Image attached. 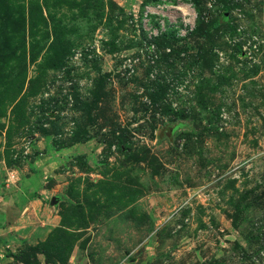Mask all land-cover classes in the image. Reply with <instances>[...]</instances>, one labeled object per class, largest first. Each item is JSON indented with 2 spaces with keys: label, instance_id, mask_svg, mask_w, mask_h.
Returning <instances> with one entry per match:
<instances>
[{
  "label": "rangeland",
  "instance_id": "obj_1",
  "mask_svg": "<svg viewBox=\"0 0 264 264\" xmlns=\"http://www.w3.org/2000/svg\"><path fill=\"white\" fill-rule=\"evenodd\" d=\"M146 1L0 0V196L58 219L0 264H264V0H195L161 42Z\"/></svg>",
  "mask_w": 264,
  "mask_h": 264
},
{
  "label": "crops",
  "instance_id": "obj_2",
  "mask_svg": "<svg viewBox=\"0 0 264 264\" xmlns=\"http://www.w3.org/2000/svg\"><path fill=\"white\" fill-rule=\"evenodd\" d=\"M17 190L12 198L0 196V240L13 237L18 243L37 244L57 226V216L44 198L30 199L28 182L19 184Z\"/></svg>",
  "mask_w": 264,
  "mask_h": 264
},
{
  "label": "built area",
  "instance_id": "obj_3",
  "mask_svg": "<svg viewBox=\"0 0 264 264\" xmlns=\"http://www.w3.org/2000/svg\"><path fill=\"white\" fill-rule=\"evenodd\" d=\"M185 3L177 4V10L181 12L183 18H188L187 20L184 19L183 28L184 30L176 28L173 25L167 24L166 19L160 17L161 12L166 8H168V4L175 3L176 0H159V2L152 4L148 3L142 6V10L140 13V24L142 30L147 35V38L152 42L154 39L159 37L162 33L166 32L169 28H173L177 33L176 36L184 37L187 34L191 33L195 27V20L197 18L194 4L191 0H184ZM152 24H154L152 27ZM173 26V27H172ZM156 27V28H155Z\"/></svg>",
  "mask_w": 264,
  "mask_h": 264
},
{
  "label": "trees",
  "instance_id": "obj_4",
  "mask_svg": "<svg viewBox=\"0 0 264 264\" xmlns=\"http://www.w3.org/2000/svg\"><path fill=\"white\" fill-rule=\"evenodd\" d=\"M194 4L195 7V12L197 15V18L195 20V27L193 29V31L191 33H189V36H193L196 35L197 33L199 34L202 30V23L200 21L198 12H199V8L198 5L196 4L195 0H191ZM159 2V0H152V1H146L144 2V4L142 5H146L148 3H152L155 4ZM143 31V30H142ZM142 34H145V32L143 31ZM176 34H175V30L173 28H169L168 30H166V32L162 33L159 37H157L156 39H154L153 41H166V40H175L176 38ZM29 255L30 258L33 259L34 264H38V259H37V255L41 254L44 255L45 257V261L47 263V256H46V251L45 249L42 247V245H35V246H27L25 249H23L22 251H20V253L18 255H12L11 257L18 260V259H23L24 263L27 261L25 259V255Z\"/></svg>",
  "mask_w": 264,
  "mask_h": 264
},
{
  "label": "water",
  "instance_id": "obj_5",
  "mask_svg": "<svg viewBox=\"0 0 264 264\" xmlns=\"http://www.w3.org/2000/svg\"><path fill=\"white\" fill-rule=\"evenodd\" d=\"M51 203H53V201H51Z\"/></svg>",
  "mask_w": 264,
  "mask_h": 264
}]
</instances>
